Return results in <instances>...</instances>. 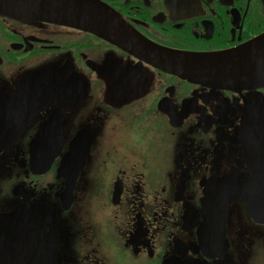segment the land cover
Returning <instances> with one entry per match:
<instances>
[{"label":"flooded vegetation","instance_id":"flooded-vegetation-1","mask_svg":"<svg viewBox=\"0 0 264 264\" xmlns=\"http://www.w3.org/2000/svg\"><path fill=\"white\" fill-rule=\"evenodd\" d=\"M96 1L125 27L0 10V214L52 210L62 264H264V173L245 179L262 136L244 128L264 85L212 86L139 55L240 48L264 34V0ZM48 74L49 100L29 90Z\"/></svg>","mask_w":264,"mask_h":264},{"label":"water","instance_id":"water-1","mask_svg":"<svg viewBox=\"0 0 264 264\" xmlns=\"http://www.w3.org/2000/svg\"><path fill=\"white\" fill-rule=\"evenodd\" d=\"M100 7L96 0H0V10L30 19L88 31H95L105 26L106 32V26L110 23L125 27L113 13L108 14ZM149 50L151 51V48L145 45L146 54L139 55L161 69L187 80L233 89L264 85V34L240 48L220 53L197 54L162 50L155 56L154 52L149 56ZM32 78L36 79L33 82L36 85L29 86V90L44 86V92L40 91L39 94L49 95L48 100L59 94L60 87L56 85L52 74ZM28 85L29 81L26 89ZM66 87L61 86V88ZM44 102V100H27L24 104L29 106V110H35ZM256 108L259 114L245 116L244 128L247 127L249 134L258 133L262 136V144L256 149L264 158V101H260ZM251 167L253 173L245 178L246 183L249 180L252 182L259 180V174L264 173V165L260 163ZM73 184L74 180L69 179L66 188L69 197ZM245 190L247 188L242 186V195H245L244 198L249 201ZM261 191L264 193V188ZM212 199L216 201L218 197ZM204 206L205 201L203 212ZM57 244V217L52 210L44 206L23 204L12 212L0 214V248H13L14 264H62Z\"/></svg>","mask_w":264,"mask_h":264}]
</instances>
